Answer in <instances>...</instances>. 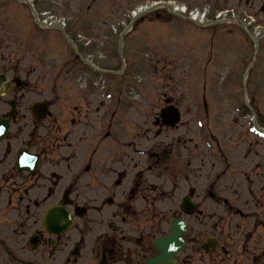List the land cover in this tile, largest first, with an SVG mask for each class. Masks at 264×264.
Returning <instances> with one entry per match:
<instances>
[{"label":"rangeland","instance_id":"1","mask_svg":"<svg viewBox=\"0 0 264 264\" xmlns=\"http://www.w3.org/2000/svg\"><path fill=\"white\" fill-rule=\"evenodd\" d=\"M143 1L145 0H36V5L40 13L42 14L40 16H52L54 20L57 21L65 20V22L69 26H71L72 30L74 31H85L82 30L85 27L83 25V22L85 21L84 19L90 17H99L100 20H104V24L102 25L104 32L108 33V31H110L109 33H114L115 30H117L118 32L121 31L125 26L123 22H121L120 24H116L117 20L115 17L119 18L120 21H124L126 19L128 20L131 12L135 8L146 3ZM205 1L208 0H199L198 3H203ZM216 1L220 5H218L215 0H211L210 2L214 6V8L221 9L226 8L225 6L227 5H231L235 12H237L240 16L247 14L259 20V26L257 29L255 27L254 31L259 33L258 39H260V43H263L264 45V16L262 14L263 17L261 16V20L260 17L257 18L253 16L254 12L256 10H259L258 5L260 4V0H256L255 5L253 6L244 3L245 0ZM7 6L8 8L12 9L11 6ZM2 16H6V14H4L2 9L0 8V17ZM20 16L26 17V14L21 12ZM6 17L11 18V15H8ZM113 18L115 22L113 21ZM181 28L183 29L182 32H180ZM143 33L147 34L146 38L151 39L154 42L137 47L135 51L138 54H143L147 51V49H152L154 44L161 39L165 40V42L163 43L167 48L175 47L174 44H178L185 50L182 55L170 52L167 56L153 61V65H151V74L153 77L152 84L146 91L145 95L135 92L136 97L139 99H153V102L151 104L153 110L160 106V104L157 102V99L167 98L174 101L175 105L180 111L181 124L177 127V129H174L172 131H170L171 129H169L166 132V141L169 147H172L173 145L174 149L178 145V139L181 144H184V146H188L189 152L188 150L183 149V154L178 157L179 161L186 162L187 160H191L193 158L194 143L199 144V160L209 161L219 158L217 155L213 156L212 152L210 151L211 147L209 146H215V142L211 137L212 131L210 130V125H212L213 122L208 123L209 119L203 112L204 108L202 98L206 97L209 103L207 109L208 112H210V100L221 99L223 101V99H230V97H232L233 99H239L238 97L242 91L241 87L239 88L238 86V84L240 83V74H242L241 70L244 72L246 67L251 63L252 54L254 51L253 41L245 34H242L241 44L240 37H237V35H235V33L233 32V39L236 40H234L233 42L230 41V45L232 44V50L230 52L232 61H239V56L241 54L244 64L242 65V62H239L236 67L235 65H233L232 69L231 66H229V68H227V66H222L221 68L212 67L210 71L203 72L202 68L199 71H195L193 68V63L198 64L199 62L198 55L196 54L195 49L201 51V46L204 45L207 47L212 46V52L218 51L219 46L217 36L212 38V40L211 37L209 39H202L200 37V30H198V37L193 30V26L190 24L177 26L174 23H145L137 26L131 37H141L143 36ZM30 38L31 36L28 34V31H22L19 29V27L17 29H10L9 36H6V27H3L0 23L1 47L26 48L32 44ZM187 44L189 45L187 46ZM114 45H116V36L111 37L105 41V53H110L113 50L112 47ZM40 47L41 45L39 44L38 48ZM61 48H64L65 50L66 47L61 46ZM41 49L42 48H40V50ZM222 49L224 50V48ZM262 49V53L259 56L260 59L258 58L259 60L257 61L253 60L254 66L248 84V95L251 97L257 95L263 97L264 99V46H262ZM235 53L237 54V56H234ZM49 54L50 52L48 51V60L49 58L53 57ZM215 55L219 57L221 56V53H215ZM59 58L64 59V57L62 56H59ZM61 61L57 62L55 65L59 64ZM154 63L159 68V72H156ZM205 73L207 75H205ZM44 74L45 71L42 70V72H40V76L42 77V75ZM50 74L53 75L51 72ZM261 80H263V86L257 83ZM43 85L44 82H41V88H43ZM59 87L60 92L62 93V95H64L65 89L67 90V87L64 86L63 80L60 83ZM73 97L74 99H77L78 96L73 94ZM224 106L225 104H223L222 102L217 105V111L222 112V116L220 114H217V116L213 118L214 121L217 122V124L220 123L221 125L220 129L222 134L220 136L218 135V137L221 139L225 135L226 140H221V145L224 146L225 143L227 145H230L232 152L231 158L234 160H240L243 156L244 144H242L241 137L237 136V132L240 133L241 127L240 125H234L233 123H231V119L236 115L237 111L236 108L233 107L235 109L233 110V114L230 110H227L225 112ZM139 109H137V111L144 112L151 110L145 108V105H143ZM199 111L200 114L197 115ZM197 122H200V128H197ZM231 131L233 135L231 134ZM198 132H200L199 136ZM249 138V140L254 139V137ZM180 195L181 193H179L172 199L164 200L162 203V207L165 210L175 209L178 201L177 198L179 199ZM6 198L7 194L5 190L0 189V207L5 206ZM41 211L42 210H40V212ZM40 212L37 215L35 213H32L29 224L35 223L36 226L39 225V223L41 222ZM168 216V219H165V221L159 226V232H161V228L162 231H165L167 229V222L171 215L169 214ZM84 222L85 219L82 221L80 220L78 224L82 225ZM193 222L194 221L191 218L189 220V225L192 226ZM235 222L240 223L246 233H249L250 229H258L259 231L253 238L249 240L247 246H243L242 241L238 242V239H236L233 243V250H236L238 245L242 247L239 248L238 251H234L233 253L236 255L239 252L244 254V252L254 248V246L258 244V234H262L264 236V216L262 214H259L255 220V224L252 223L249 225L247 220L239 221L237 217ZM226 225L227 223L225 222L224 227H226ZM32 231L33 229L29 231L28 234ZM226 244L230 245L229 242H227ZM263 246L264 238L260 242L258 247L255 248V250H257L258 252ZM200 260L198 261L197 259H195V264H198ZM245 260L246 262H248V264H251L250 260ZM212 263L213 260L210 258L208 259V263L206 264Z\"/></svg>","mask_w":264,"mask_h":264},{"label":"flooded vegetation","instance_id":"2","mask_svg":"<svg viewBox=\"0 0 264 264\" xmlns=\"http://www.w3.org/2000/svg\"><path fill=\"white\" fill-rule=\"evenodd\" d=\"M17 50L10 49L6 54L0 51V72L6 75L7 79L4 83L2 90L4 92L0 94V119L7 120L11 127H14L16 135L19 137L24 133L29 135L39 136L40 133H44L45 138L48 140L53 139L61 130L60 126L56 122L57 113L54 111L56 107L57 99H40L39 92L36 89V81L32 78L35 71V67L31 64L25 65L24 52H16ZM3 64V68L1 64ZM64 124L66 132L63 139L67 143L69 149L73 148V140L75 136L81 135L82 141L89 139L91 134V143L89 146H85L82 149V160L79 169L75 173V177H78L82 172V182L86 184L87 190L91 184H98L100 186L90 189V194L94 195L93 199H100L99 206H93V211H97L100 217H107L112 215L114 217H122L121 208L108 209L106 203L111 204L114 199L120 197L123 191L120 190L121 179H132V185L130 189H134L140 186L138 182L141 173L137 174L136 162L134 156L128 157V159L121 158L120 151L117 149H110L104 147L102 142L105 138L112 134L119 128L120 124L123 125L124 131L131 130L132 128H126L125 118L119 121L118 127H113L114 123L111 119L114 118L116 112L120 108V99L114 103V110L111 113V119L105 121V111L100 112L104 106L103 99H82L81 102H74V99H64ZM57 114V115H56ZM45 115L44 118H41ZM165 119V117H164ZM106 126L107 128H104ZM107 131L105 134L104 132ZM91 133V134H90ZM36 139V138H34ZM7 154L11 152L10 147L5 149ZM36 152H39L36 150ZM6 154V155H7ZM75 155L70 151L68 159H72ZM260 170V175L257 179H252L251 175L245 173L244 176L247 181L251 182V186L246 191V199L244 201V207L247 214H261L264 208V158L256 160V166ZM252 172V171H251ZM257 208L251 206V201ZM130 212L136 213L132 208L128 209ZM126 219L123 217L122 219ZM111 227H116L111 225ZM120 226V225H119ZM121 227V226H120ZM95 232L92 228L86 226L79 239L82 244L84 243V237ZM103 234H95L96 238L101 237ZM53 237V236H50ZM50 237H43L41 235V243H50ZM106 238H109L105 234ZM197 239L194 238V241ZM141 243H144V239H139ZM57 242L61 243V249L64 245L61 242V238H57ZM90 242V244H92ZM139 245V249L128 244H123L121 241L110 240L96 241L90 247V252L93 255V259L97 261L100 258V264H142L141 257L147 252L146 245ZM78 251L86 249L84 246L78 245ZM146 250V252H145ZM222 248L215 255L221 257ZM57 251L51 250V257L57 258ZM67 262L70 261V256H67Z\"/></svg>","mask_w":264,"mask_h":264},{"label":"water","instance_id":"3","mask_svg":"<svg viewBox=\"0 0 264 264\" xmlns=\"http://www.w3.org/2000/svg\"><path fill=\"white\" fill-rule=\"evenodd\" d=\"M180 233L181 231L178 229L177 231H173L172 236L156 241V245L162 253L152 258L148 264H177L171 260V256L180 250L178 247L179 245L181 246ZM176 247L177 250H175Z\"/></svg>","mask_w":264,"mask_h":264}]
</instances>
